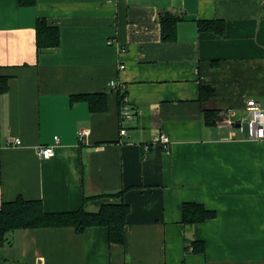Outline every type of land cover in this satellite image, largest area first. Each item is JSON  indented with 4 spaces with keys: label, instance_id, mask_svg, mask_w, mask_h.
<instances>
[{
    "label": "crops",
    "instance_id": "obj_1",
    "mask_svg": "<svg viewBox=\"0 0 264 264\" xmlns=\"http://www.w3.org/2000/svg\"><path fill=\"white\" fill-rule=\"evenodd\" d=\"M166 12L183 17L171 42ZM39 19L60 29L58 48L38 51ZM199 20L223 22L224 33L200 32ZM0 75V208L23 198L75 211L84 196L116 192L86 209L130 207L124 245L102 226L19 229L0 264H264V140L239 130L249 98L264 109V0H0ZM112 81L127 92L130 121ZM202 86L214 96L203 99ZM86 94H106L107 110L72 100ZM160 132L171 151H144ZM16 137L21 145L7 144ZM48 145L55 155L44 159ZM188 202L216 217L186 227ZM194 241L206 251H188Z\"/></svg>",
    "mask_w": 264,
    "mask_h": 264
},
{
    "label": "trees",
    "instance_id": "obj_2",
    "mask_svg": "<svg viewBox=\"0 0 264 264\" xmlns=\"http://www.w3.org/2000/svg\"><path fill=\"white\" fill-rule=\"evenodd\" d=\"M35 0H19L20 4H31ZM183 19L182 16L170 12L159 15L162 39L167 42L176 40L177 27ZM197 27L200 32H213L222 35L225 30L223 22L217 20H199ZM38 51L56 49L60 46V29L48 25L44 19H39L36 25ZM8 90V79L0 75V91ZM120 106L126 91L119 90ZM203 99L214 96L215 90L211 87L202 86ZM73 101L86 100L92 111H105L108 107L106 94H86L72 98ZM216 111L205 112V122L214 125L217 116ZM122 192L105 193L92 196H84L82 206L75 211L46 212L40 200H25L18 198L12 202H4L0 208V245L6 243L8 235L19 229L38 228H73L77 234L84 233L90 227L102 226L108 229V239L112 244L124 245L126 241V225L130 207L123 200L109 202L101 205L98 211H88L85 204L98 197L108 196L120 198ZM216 217V211L206 208L203 204L188 202L183 205V224L186 227L205 222ZM188 251L204 253L206 245L203 241H194L187 246Z\"/></svg>",
    "mask_w": 264,
    "mask_h": 264
},
{
    "label": "built area",
    "instance_id": "obj_3",
    "mask_svg": "<svg viewBox=\"0 0 264 264\" xmlns=\"http://www.w3.org/2000/svg\"><path fill=\"white\" fill-rule=\"evenodd\" d=\"M125 66L122 65L121 69H124ZM110 86L113 89L123 90L120 88L118 83L112 81ZM124 91V90H123ZM247 109L249 111V117L240 122L239 130L250 139H259L264 140V109L261 107L260 103L254 99L249 98L247 100ZM134 109L131 104L128 102L127 94L123 98V103L121 105L120 116L122 121H130L133 118ZM88 130H82L79 132V138L81 140L84 139L86 135H88ZM122 135H127V129H121ZM56 142L59 141L58 137L55 138ZM8 145H21L22 140L18 137L10 139L7 142ZM160 145L164 148V150L169 153L171 151V140L169 136L164 133L160 132L152 141L143 145L144 151H149L153 146ZM39 155L44 159H50L55 155V146L48 145L41 147L39 150Z\"/></svg>",
    "mask_w": 264,
    "mask_h": 264
}]
</instances>
